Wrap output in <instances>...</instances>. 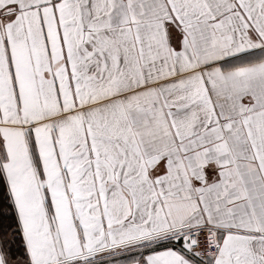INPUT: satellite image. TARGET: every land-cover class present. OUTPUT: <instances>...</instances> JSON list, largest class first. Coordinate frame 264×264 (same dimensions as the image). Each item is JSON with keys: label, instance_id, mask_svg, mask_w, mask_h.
Instances as JSON below:
<instances>
[{"label": "snow or ice", "instance_id": "obj_1", "mask_svg": "<svg viewBox=\"0 0 264 264\" xmlns=\"http://www.w3.org/2000/svg\"><path fill=\"white\" fill-rule=\"evenodd\" d=\"M0 264H264V0H0Z\"/></svg>", "mask_w": 264, "mask_h": 264}]
</instances>
